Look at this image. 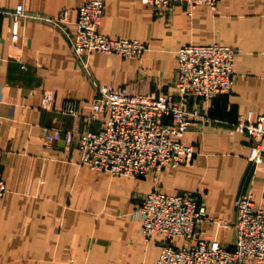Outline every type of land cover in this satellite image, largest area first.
Masks as SVG:
<instances>
[{
  "label": "crops",
  "instance_id": "1",
  "mask_svg": "<svg viewBox=\"0 0 264 264\" xmlns=\"http://www.w3.org/2000/svg\"><path fill=\"white\" fill-rule=\"evenodd\" d=\"M85 1L0 0V177L7 186L0 196V264H153L166 241L181 247L185 239L159 232L145 239L134 212L152 190L197 191L208 214L228 224L205 220L196 238L232 247L237 196L250 190L254 206L264 208V159L253 166V140L235 127L249 110L264 114V0H222L193 9L104 0L100 30L144 40L148 48L135 57L89 52L88 70L56 25L9 13L19 4L26 13L45 16L67 11L74 35L77 8ZM212 43L239 49L232 90L211 98L181 96L177 50ZM97 83L171 95L196 113L181 138L194 146V157L161 170L157 179L83 164L77 133L103 127L92 117ZM47 94L53 95L49 103ZM44 128L74 138L48 141Z\"/></svg>",
  "mask_w": 264,
  "mask_h": 264
},
{
  "label": "built area",
  "instance_id": "2",
  "mask_svg": "<svg viewBox=\"0 0 264 264\" xmlns=\"http://www.w3.org/2000/svg\"><path fill=\"white\" fill-rule=\"evenodd\" d=\"M155 7L184 3L190 9L200 4L215 7L222 0H142ZM104 0H88L79 4L76 32L70 34L67 11L57 17L26 13L21 4L9 11L15 18L29 17L56 25L70 39L77 60L88 70L85 55L92 51L114 53L123 57L140 56L148 43L129 37H111L100 30ZM7 12V11H5ZM15 35V33H14ZM238 48L222 43L188 44L177 52L176 90L181 96L195 94L215 97L229 93L234 85V60ZM93 116L103 127L98 131L77 133V147L82 163L98 170L128 176L152 175L155 179L165 168H174L190 161L195 154L193 145L184 144L182 136L196 113L188 112L171 95L136 94L126 86L95 84ZM52 94L45 96L51 102ZM74 107V106H73ZM71 107L72 112L75 108ZM209 123L210 118H203ZM240 132L252 138L253 166L264 159V114L255 116L249 110L235 123ZM48 141L64 139L71 143L74 134L44 128ZM7 191L0 177V196ZM235 218L231 222L235 238L232 247L209 237L196 238L197 228L205 220L226 221L212 217L197 191L176 194L152 190L141 198L134 215L142 221L141 232L150 240L155 232L168 239L183 237L181 247L166 241L153 264H264V208L255 207L253 193L242 191L235 200Z\"/></svg>",
  "mask_w": 264,
  "mask_h": 264
}]
</instances>
